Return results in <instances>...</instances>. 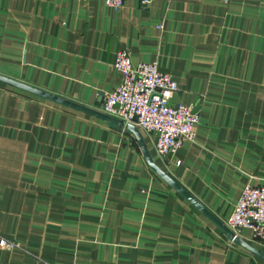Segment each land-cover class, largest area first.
<instances>
[{"label": "crops", "instance_id": "0c3cea01", "mask_svg": "<svg viewBox=\"0 0 264 264\" xmlns=\"http://www.w3.org/2000/svg\"><path fill=\"white\" fill-rule=\"evenodd\" d=\"M119 49L155 61L175 82L169 102L197 111L172 156L137 130L223 223L264 179V0H0L1 75L98 110ZM0 236L17 245L0 264H264L160 179L131 133L1 83Z\"/></svg>", "mask_w": 264, "mask_h": 264}, {"label": "built area", "instance_id": "2783aa9c", "mask_svg": "<svg viewBox=\"0 0 264 264\" xmlns=\"http://www.w3.org/2000/svg\"><path fill=\"white\" fill-rule=\"evenodd\" d=\"M101 1L107 7L117 8L123 0ZM149 1L139 0V3ZM156 28L160 29L161 24ZM112 66L120 74V81L114 89L103 94L99 112L152 135L153 149L158 156H172L184 142L193 140L198 113L192 104L169 102L176 89L175 82L169 74L158 71L155 61L132 64L128 52L119 49ZM223 224L238 236L241 230H248L249 242L264 244V179L257 185L242 187ZM16 247L15 243L0 236V248Z\"/></svg>", "mask_w": 264, "mask_h": 264}, {"label": "water", "instance_id": "95a60500", "mask_svg": "<svg viewBox=\"0 0 264 264\" xmlns=\"http://www.w3.org/2000/svg\"><path fill=\"white\" fill-rule=\"evenodd\" d=\"M0 83L11 86L13 88L25 91L27 93L33 94L35 96L50 100L52 102L58 103L60 105L73 108L75 110H78L80 112L87 113L89 115L98 117L102 120H104L107 124H109L112 127L120 128L124 130L125 132H129L133 135L135 138L138 148L142 154V157L148 167L160 178L162 179L167 185H169L171 188H173L177 193H179L181 196H183L188 202H190L195 208H197L211 223H213L222 233V235L230 241L233 245L238 246L245 250L246 252L252 254L256 258L264 261V253L258 250L256 247H254L252 244L248 243L244 239H242L240 236L234 234L231 230H229L222 222L217 220L214 216H212L201 204H199L194 198H192L187 192H185L175 181H173L167 174H165L158 166L155 165V163L152 161L148 151L146 150L143 141L141 139V136L137 130V128L129 123H125L121 120H118L116 118H113L111 116L102 114L98 110L94 108H87L85 106H82L80 104H77L75 102H72L70 100L61 98L59 96H56L54 94H51L49 92H46L44 90L29 86L27 84H24L18 80L9 78L7 76L0 74Z\"/></svg>", "mask_w": 264, "mask_h": 264}]
</instances>
